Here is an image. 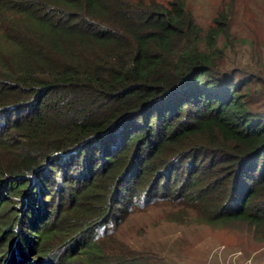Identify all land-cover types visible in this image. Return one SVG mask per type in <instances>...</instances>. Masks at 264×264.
Masks as SVG:
<instances>
[{"label": "trees", "instance_id": "1", "mask_svg": "<svg viewBox=\"0 0 264 264\" xmlns=\"http://www.w3.org/2000/svg\"><path fill=\"white\" fill-rule=\"evenodd\" d=\"M214 22L203 31L182 0H0V210L10 195L48 189L49 199L56 183L73 198L100 192L109 217L120 204L167 201L263 233L264 108L246 104V75L219 67ZM25 230L15 259L0 233V264L79 254L37 245L53 232L35 218Z\"/></svg>", "mask_w": 264, "mask_h": 264}, {"label": "rangeland", "instance_id": "2", "mask_svg": "<svg viewBox=\"0 0 264 264\" xmlns=\"http://www.w3.org/2000/svg\"><path fill=\"white\" fill-rule=\"evenodd\" d=\"M153 1L167 5L171 0ZM182 2L203 31L216 25L215 18L221 20L224 31L216 37V43L222 48L219 67L233 71L235 76L246 75L248 79L242 88L246 104L251 110L264 108V0ZM6 156L1 152L0 159L4 161ZM50 188L49 199L48 195H43L48 189L42 197L34 196L26 202L22 196L10 195L4 203L6 207L0 210V233L9 231L7 240L1 242L6 244L4 247H12L13 259L18 257L15 249L19 252L20 248H28L26 222L35 218L41 228L48 227L53 232L45 243L39 240L37 245L43 244L48 252L60 256L79 250L71 264H106L114 256L119 259L127 256L132 264H264V232L255 231L242 222L210 225L191 208L156 200L120 204L114 217H109L110 202H102L100 192L81 199L67 194L66 185L56 190L54 183ZM25 189L22 188L23 192ZM25 203L29 208H24ZM22 208L25 211L22 212ZM31 208L35 213L26 216ZM91 210L105 214L99 217L102 219L88 220L82 211ZM11 211L16 214L15 220ZM87 238L95 243L98 252L79 249ZM74 239H78L75 246L71 242ZM31 254V264H59L56 255L39 258L36 253ZM21 258V264H30L25 263L29 258Z\"/></svg>", "mask_w": 264, "mask_h": 264}]
</instances>
